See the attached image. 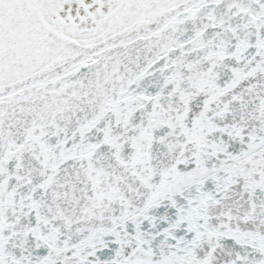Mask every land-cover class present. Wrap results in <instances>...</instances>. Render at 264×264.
<instances>
[{"label": "snow or ice", "instance_id": "1", "mask_svg": "<svg viewBox=\"0 0 264 264\" xmlns=\"http://www.w3.org/2000/svg\"><path fill=\"white\" fill-rule=\"evenodd\" d=\"M0 264H264V0H0Z\"/></svg>", "mask_w": 264, "mask_h": 264}]
</instances>
